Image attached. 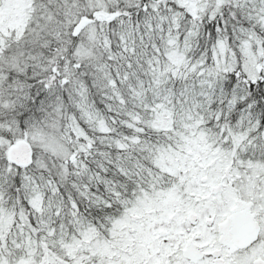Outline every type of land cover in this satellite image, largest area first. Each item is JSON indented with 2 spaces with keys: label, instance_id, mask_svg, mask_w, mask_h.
I'll return each mask as SVG.
<instances>
[{
  "label": "snow or ice",
  "instance_id": "1",
  "mask_svg": "<svg viewBox=\"0 0 264 264\" xmlns=\"http://www.w3.org/2000/svg\"><path fill=\"white\" fill-rule=\"evenodd\" d=\"M0 264H264V0H0Z\"/></svg>",
  "mask_w": 264,
  "mask_h": 264
}]
</instances>
